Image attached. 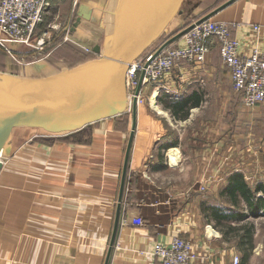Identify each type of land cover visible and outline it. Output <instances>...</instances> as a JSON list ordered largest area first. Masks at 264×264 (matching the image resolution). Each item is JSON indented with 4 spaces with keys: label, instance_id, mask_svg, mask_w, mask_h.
I'll return each instance as SVG.
<instances>
[{
    "label": "crops",
    "instance_id": "obj_1",
    "mask_svg": "<svg viewBox=\"0 0 264 264\" xmlns=\"http://www.w3.org/2000/svg\"><path fill=\"white\" fill-rule=\"evenodd\" d=\"M110 1H73L77 17L87 24L81 31L96 28V9L105 10ZM195 1L204 16L227 0L216 6L211 0ZM80 5L92 12L90 19L78 15ZM211 20L229 24L244 54L264 51V0H236ZM97 44L100 40L90 47ZM146 88L144 103L137 107L121 220L109 264H161L154 255L156 245H167L175 237L188 239L200 256H209L196 264H232L235 255L240 264H264L258 233L253 247L241 245L240 235H223L224 228L216 225L208 209L248 211L244 201L234 205L221 196L236 172L252 190L260 186L262 195L264 154L240 147L239 120L242 114L252 116L250 110H264L244 107L216 45L203 65L174 69L169 90H156L153 105ZM132 121L128 106L123 116L74 133L15 129L14 143L28 136L25 144H37L39 167L35 175L31 171L28 185L0 183V264H104ZM262 211L255 217L264 219ZM237 223L233 220L232 225ZM208 225L219 235L210 238Z\"/></svg>",
    "mask_w": 264,
    "mask_h": 264
},
{
    "label": "water",
    "instance_id": "obj_2",
    "mask_svg": "<svg viewBox=\"0 0 264 264\" xmlns=\"http://www.w3.org/2000/svg\"><path fill=\"white\" fill-rule=\"evenodd\" d=\"M236 0H227L210 13L164 42L148 61L180 40L196 25L211 19ZM183 0H111L102 44L92 48L97 67L89 71L93 59L66 76L49 81L18 83L0 80V172L3 137L15 129H38L51 133L78 132L101 120L123 115L129 106L127 73L132 61L155 41L176 16ZM80 5L78 15L91 18V11ZM66 78V79H65ZM145 71L139 77L131 103L132 131L122 169L115 224L104 264H109L121 220L129 159L137 122L138 96L144 88ZM62 79H64L62 81ZM69 81H73L69 83Z\"/></svg>",
    "mask_w": 264,
    "mask_h": 264
},
{
    "label": "rangeland",
    "instance_id": "obj_3",
    "mask_svg": "<svg viewBox=\"0 0 264 264\" xmlns=\"http://www.w3.org/2000/svg\"><path fill=\"white\" fill-rule=\"evenodd\" d=\"M73 1L75 0H48V13L45 15L43 22L36 29L32 45H11L10 52L0 47V74L16 79H30L32 81L46 82L56 77L66 76L93 60L95 57L88 51V48L96 41L100 40V43H103L106 30L105 10L108 7H106L105 10L100 9V5L97 4L100 8L96 9V16L100 23L96 25V28H88L89 32L85 33L81 30L85 29L82 27L84 24L85 26L87 24L83 19L77 17V7L73 6ZM224 1L226 0H211L215 6ZM200 5L201 4L195 0H183L176 16H174L168 26H166L162 34L143 50L134 61L150 58L169 38L202 17L201 14L203 11L200 12ZM59 9L61 13L58 15ZM71 12L73 17H71ZM96 16H94V19H96ZM70 19L73 21L69 30L68 24L71 21ZM182 39L183 38L180 40ZM40 41H42L41 44L39 43ZM96 61L97 59L94 60L93 63ZM91 66L92 64L89 70ZM149 87H152V92H150ZM146 91H149L148 96H150L153 94L154 87L148 85ZM127 92L128 96H130L131 91L128 88ZM239 98L241 99L240 96ZM244 107H246L245 104ZM257 107L259 109H257ZM257 107L255 108L259 111L264 110V104L258 105ZM248 113H251L252 116H246L244 114L240 116L239 130L241 131V138L239 139V145L243 148L246 147L247 149L245 150L253 147V152L264 154V117L262 118L261 116L262 114L264 115V112H253L250 110ZM0 131H2V128H0ZM17 131L18 130H13L9 136L7 132L3 137V151H1L3 168L0 172V183L11 185L23 183L28 185L29 179H31V171H33L35 175L39 167L37 162L39 161L38 147L37 144H25L28 136H22V140H20L19 143H14L12 137L18 133ZM248 145H250V147ZM224 198L228 199L225 196ZM239 209L242 210L241 208ZM252 221H255L254 235L258 233L256 242H258L259 247H264L263 218L248 216L245 218L244 222H239L237 224L249 225L253 224L250 223Z\"/></svg>",
    "mask_w": 264,
    "mask_h": 264
},
{
    "label": "built area",
    "instance_id": "obj_4",
    "mask_svg": "<svg viewBox=\"0 0 264 264\" xmlns=\"http://www.w3.org/2000/svg\"><path fill=\"white\" fill-rule=\"evenodd\" d=\"M48 10V0H0V47L10 52L11 45H32L34 33ZM253 28L256 31L260 30L259 25ZM182 38L181 44L173 45L175 42L165 48L154 57L147 68L148 61L158 49L150 58L136 61V64L142 63V67L134 72H130L134 63L130 65L126 79L127 88L131 91L128 96L130 107L143 71L144 85L145 83H147L145 86L152 85L155 96L156 90L160 88L169 90L167 83L174 69L184 64H190L192 67L203 65L215 45L219 47L223 64L229 69L233 89L245 106L253 108L264 104V51L254 49L252 53L244 54L241 42L231 36L229 24L211 19L196 25ZM88 51L92 52V48L89 47ZM137 98L138 104L144 101L142 92ZM135 222L140 223V220ZM206 230L210 238L219 235L212 225H208ZM154 255L161 264H196L202 258L209 257L200 256L193 244L183 237H175L167 245H156ZM240 262V257L235 255L232 264Z\"/></svg>",
    "mask_w": 264,
    "mask_h": 264
},
{
    "label": "trees",
    "instance_id": "obj_5",
    "mask_svg": "<svg viewBox=\"0 0 264 264\" xmlns=\"http://www.w3.org/2000/svg\"><path fill=\"white\" fill-rule=\"evenodd\" d=\"M91 48V47H90ZM193 104H195L193 102ZM123 116V115H120ZM260 186L256 190H252L248 185L244 176L241 173H234L230 176L227 186L222 190L221 196L231 199L234 205H239L242 201L246 203L247 212L232 211V213L214 212L210 207L209 211L212 213L213 219L216 221V225H221L223 229V235L226 237L231 233L240 235V244L253 247V235L254 225H232L233 220L237 222L243 221L248 216H256L259 211L264 208V190L262 195H258ZM264 213V211H262ZM242 232V233H241ZM241 233V234H240Z\"/></svg>",
    "mask_w": 264,
    "mask_h": 264
},
{
    "label": "bare ground",
    "instance_id": "obj_6",
    "mask_svg": "<svg viewBox=\"0 0 264 264\" xmlns=\"http://www.w3.org/2000/svg\"><path fill=\"white\" fill-rule=\"evenodd\" d=\"M107 13H108V10H107ZM106 17H107V14H106ZM106 20V19H105ZM101 57H99V59H100ZM97 61H98V59H97ZM97 61L95 62V63H93L92 64V66H91V69L89 70V71H92V70H95L96 69V67H97V65H98V63H97ZM132 63H134L133 64V70H131L130 72H134L136 69H139L140 67H142V63H138V64H136V62H134V61H132ZM129 78H130V73H129ZM0 80H5V81H10V82H18V83H29V81H27V80H24V79H16V78H13V77H10V76H7V75H3V74H0ZM64 80V79H63ZM62 80V81H63ZM73 81H71V82H69V83H72ZM145 85H147V83H145ZM144 85V86H145ZM153 93H154V91H153ZM156 96V95H155ZM155 96H154V94H153V97H152V95H150L149 96V98H150V100L152 101V105H153V103H154V99H155ZM0 128H2V126L0 125ZM3 140V139H2ZM146 149V148H145Z\"/></svg>",
    "mask_w": 264,
    "mask_h": 264
}]
</instances>
